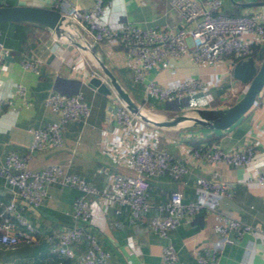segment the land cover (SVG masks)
Returning a JSON list of instances; mask_svg holds the SVG:
<instances>
[{"label": "crops", "instance_id": "1", "mask_svg": "<svg viewBox=\"0 0 264 264\" xmlns=\"http://www.w3.org/2000/svg\"><path fill=\"white\" fill-rule=\"evenodd\" d=\"M74 1L87 7L95 0ZM262 2L264 0H224L222 8L228 12H242ZM0 4L50 6L51 0H0ZM102 18L111 25L124 21H132L142 27L158 24L178 27L181 24L171 0H112ZM54 34L40 24L0 21V41L8 46L0 63V101L3 103L0 113V162L4 161L9 151L15 150L28 158V165L32 169L58 163L100 188L111 186L110 171H133L128 161L118 153L122 141L118 135L119 123L111 113L115 104L109 93L100 91L90 83L88 71L92 67L103 72L96 55L113 69L133 97L156 117H166L182 110L193 112L196 106L228 105L212 100H226L230 95L232 103L236 100L233 96L243 92L246 87L237 78L225 77L221 85H211L210 93H204L203 98L197 97L198 93L173 100L146 96L144 84L134 79L133 68L124 64L118 56L119 45H114L116 51L110 55L108 43H98L86 36L93 43V53L65 38L56 39ZM76 37L79 39L80 35L76 33ZM27 57L38 58L35 69L23 65ZM199 72L200 65L185 53L152 67L148 77L172 84ZM20 84L25 87L24 93L18 91ZM233 87L236 94L231 93ZM51 90L69 94L81 90L91 103V113L85 122L69 120L65 123V139L61 145L30 150L34 136L31 127L61 118L60 113L45 102ZM251 121L252 112L248 111L245 117L223 129L184 123L174 126L149 124L148 130L155 134L154 139L159 147L176 157H183L187 146L202 141L217 143L222 147L243 146ZM103 128L112 132V138L108 140L111 151L103 146ZM263 162L264 146L258 145L251 164L221 165L220 177L228 184V191L222 194L206 193L203 187L196 184L197 175H211L208 169L197 164L190 163V171L180 178L168 172L152 174L149 176V199L153 205L141 217L133 216L126 204L93 196L88 229L112 251L110 264H159L163 245L168 239L176 245L179 264H201L197 252L212 245L220 248L221 264H264V240L261 235L253 231L241 235L233 232L222 235L215 228L221 213L264 227V183L255 181L251 172L252 165ZM47 186L48 192L37 206L25 202L21 197L16 199L15 210L28 219L35 230L30 232V241H21L15 247L0 242V264H82L78 255L88 245L85 237L73 243L76 250L74 257L57 250L59 233L77 222L73 214V200L80 191L75 186L56 182H49ZM174 190H180L184 200L205 197L209 208L205 206L193 217L185 218L168 237H164L151 227L150 218L152 214L160 212L158 204L168 201ZM13 195L14 189L0 175V211L7 208ZM21 229L25 228L18 224L14 231Z\"/></svg>", "mask_w": 264, "mask_h": 264}, {"label": "built area", "instance_id": "2", "mask_svg": "<svg viewBox=\"0 0 264 264\" xmlns=\"http://www.w3.org/2000/svg\"><path fill=\"white\" fill-rule=\"evenodd\" d=\"M223 2L224 0H171L181 19L178 27L159 24L142 27L132 21L111 25L102 15L112 0H95L87 7L74 0H51L50 6L72 19L89 39L108 43L110 55L116 51L114 45H119L118 56L124 64L133 68L134 79L144 84L146 96L173 100L195 93H210L211 85H221L225 77L236 78L233 73L236 61L252 54L254 45L264 44V2L242 12L225 11L222 8ZM54 35L56 39L62 38ZM7 50L8 46L0 41V63ZM185 53L200 65L199 74L185 76L172 84L148 77L152 67ZM37 62V57H27L23 60V65L35 69ZM88 76H99L110 87L108 93L115 104L111 113L119 123L118 135L122 141L118 153L128 161L133 171H110L111 186L100 188L58 163L32 169L26 156L15 150L9 151L4 161L0 162V175L14 189L7 208L0 211V242L9 247H15L24 240L30 241V232L35 230L34 225L15 210L16 199L21 197L25 202L37 206L45 198L49 182L68 184L80 191L73 200V214L77 222L59 233L58 252L76 256L73 243L85 237L88 245L78 255L80 262L110 264L112 251L88 229L93 196L126 204L133 216L141 217L153 205L149 199V176L168 172L173 177L180 178L190 171V163L211 172L209 176L197 175V185L203 187L206 193L222 194L228 191V184L220 177V166L249 165L255 159L258 145L264 146V87L249 110L252 112V121L243 146L222 147L217 143L202 141L197 145L187 146L183 157H176L158 146L155 134L148 130L149 124H153L140 118L128 107L105 72L92 67ZM18 91L24 93L25 87L20 84ZM231 93L236 94V88L233 87ZM238 94L233 97L237 98ZM229 96L227 97L230 98ZM45 102L52 110L59 112L61 118L31 127L34 136L30 150L61 145L65 139V123L69 120L85 122L91 113V103L81 90L72 94L51 90L45 97ZM2 110L3 103L0 101V113ZM111 133L108 128H103L101 132L103 146L109 151L111 145L108 140L112 138ZM251 172L255 181L264 183V162L252 165ZM205 206L209 208L205 197L184 200L182 192L174 190L168 201L158 204L160 212L152 214L150 225L160 235L168 237L185 218L193 217ZM18 224L25 229L14 231ZM215 228L222 235L230 232L241 235L253 231L264 240L263 226L253 225L228 213L219 215ZM196 256L201 264H221V252L217 245L204 247ZM159 264H179L178 251L171 239L163 245Z\"/></svg>", "mask_w": 264, "mask_h": 264}, {"label": "water", "instance_id": "3", "mask_svg": "<svg viewBox=\"0 0 264 264\" xmlns=\"http://www.w3.org/2000/svg\"><path fill=\"white\" fill-rule=\"evenodd\" d=\"M0 20H27L45 27L57 36L67 39L76 45L92 50L93 43L76 26L75 22L59 9L47 5L0 4ZM76 33L80 35L78 39ZM103 72L114 88L125 100L128 107L143 120L159 126H174L184 123L198 125L203 128L223 129L241 119L252 107L258 94L264 87V44L258 55H247L239 58L234 66V76L246 83L243 93L231 104L218 106H196L193 112L182 110L166 117H156L136 100L117 74L102 58L96 55ZM90 83L100 91L108 93L110 87L99 76L90 77Z\"/></svg>", "mask_w": 264, "mask_h": 264}, {"label": "trees", "instance_id": "4", "mask_svg": "<svg viewBox=\"0 0 264 264\" xmlns=\"http://www.w3.org/2000/svg\"><path fill=\"white\" fill-rule=\"evenodd\" d=\"M0 21H7V20H0ZM11 21H13V22H16V23H31V24H37V23H34V22H31V21H27V20H11ZM37 25H39V24H37ZM40 26H42V25H40ZM262 45L263 44H256V45H254V50H253V52H252V54L253 55H258V52L260 51V49H261V47H262ZM234 101V100H233ZM232 101V102H233ZM205 139V138H204ZM207 139H209V138H207ZM209 140H211V139H209Z\"/></svg>", "mask_w": 264, "mask_h": 264}, {"label": "rangeland", "instance_id": "5", "mask_svg": "<svg viewBox=\"0 0 264 264\" xmlns=\"http://www.w3.org/2000/svg\"><path fill=\"white\" fill-rule=\"evenodd\" d=\"M244 83V87L246 86V83L245 82H243ZM240 95V94H239ZM239 95H237V98L239 97ZM197 97H200V98H203V97H205L204 96V93H198L197 94ZM236 98V99H237ZM177 102V101H176ZM212 102H214V103H222L223 102V104H230L231 103V100H230V98L229 99H226V100H222V99H217V100H212ZM234 102V101H233ZM247 114V113H246ZM246 114L243 116V117H245L246 116Z\"/></svg>", "mask_w": 264, "mask_h": 264}]
</instances>
